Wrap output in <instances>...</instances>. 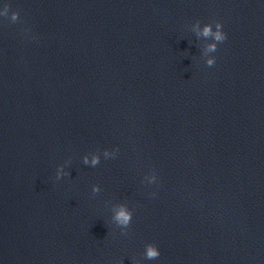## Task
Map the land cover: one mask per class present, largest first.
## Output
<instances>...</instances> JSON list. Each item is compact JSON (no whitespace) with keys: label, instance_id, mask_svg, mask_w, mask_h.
<instances>
[{"label":"water","instance_id":"obj_1","mask_svg":"<svg viewBox=\"0 0 264 264\" xmlns=\"http://www.w3.org/2000/svg\"><path fill=\"white\" fill-rule=\"evenodd\" d=\"M8 2L0 264H264V0Z\"/></svg>","mask_w":264,"mask_h":264},{"label":"clouds","instance_id":"obj_2","mask_svg":"<svg viewBox=\"0 0 264 264\" xmlns=\"http://www.w3.org/2000/svg\"><path fill=\"white\" fill-rule=\"evenodd\" d=\"M10 7L11 5L8 0H0V17H6L10 22H15L19 18V13L15 10L10 11ZM194 27L198 36L209 38L204 49L203 61L206 65L212 66L216 61V57L212 55V53H215L218 44L222 43L227 38V34L223 30V25L218 20L205 23H201L197 20ZM105 155H108V153L105 152ZM85 162L95 165L99 162V157L96 154H91V159L89 160L88 157H85ZM56 175L57 179H59L61 175H67V173L62 169H58ZM153 195H155V193H153ZM132 216V211L124 204L119 205L114 211L113 220L115 221V225L119 227L121 233H125L128 229L132 221ZM159 256L160 250L155 243L149 242L144 244L141 254L143 260H154ZM133 264H142V261L137 259L133 261Z\"/></svg>","mask_w":264,"mask_h":264}]
</instances>
